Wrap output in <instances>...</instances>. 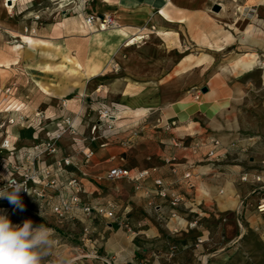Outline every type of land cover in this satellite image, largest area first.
<instances>
[{
    "label": "rangeland",
    "instance_id": "rangeland-1",
    "mask_svg": "<svg viewBox=\"0 0 264 264\" xmlns=\"http://www.w3.org/2000/svg\"><path fill=\"white\" fill-rule=\"evenodd\" d=\"M102 1L15 0L7 5V0H0V97L16 78L33 107L48 108L51 121L73 113L55 109L59 102L81 98L92 106L83 117L85 135L92 136L97 124L94 136L100 134L109 146L121 145L135 130L132 121L142 114L129 111L130 106L156 100L151 105L155 111L203 87L215 90L221 109L213 120L201 121L202 131L196 136L215 137L222 143L225 154L215 162L218 191L225 192L235 177L234 186L244 199L219 213L214 235L202 250L176 255L175 249H162L158 258L160 264H264V215L255 210L264 194V38L245 35L252 19L257 21L254 16L264 17V0H174L170 15L167 12L173 23H147L138 31L146 37L130 47L113 31L119 27L113 14L107 13L117 25L108 33L82 27L85 14ZM215 4H221L219 11L213 10ZM15 44L23 47L16 50ZM121 105L126 108L116 109ZM102 108L111 109V121L100 122ZM140 126L131 145L142 136ZM172 129L156 128L167 140L176 136ZM194 140L185 139V144L197 155ZM142 149L149 151V145ZM249 185L252 192L246 189ZM135 189L125 188L128 193ZM178 193L185 199L183 192ZM25 210L13 205L5 215L13 224H22L29 218ZM43 224L54 228L50 220ZM170 236L175 238L176 233ZM170 239L162 241L165 248ZM148 243L142 241L141 248L150 247Z\"/></svg>",
    "mask_w": 264,
    "mask_h": 264
},
{
    "label": "crops",
    "instance_id": "crops-1",
    "mask_svg": "<svg viewBox=\"0 0 264 264\" xmlns=\"http://www.w3.org/2000/svg\"><path fill=\"white\" fill-rule=\"evenodd\" d=\"M173 1L103 0L101 6L92 8L94 12L91 13L113 14L118 20V25L128 33L127 38L138 33L139 28L144 27L147 23L158 26L173 23V19L168 16ZM254 17L257 21L252 19L247 25L245 35L248 33L249 38L256 36L261 41L264 38V17L258 15ZM182 22V20H178V23ZM250 26H254L256 29H250ZM82 27L93 31L84 27L83 23ZM158 33L160 34L161 31ZM19 84L14 103L24 107L23 111L27 113L28 120L6 127V131L11 136V142L17 149L30 147L37 141V137L45 138L47 132L54 131L55 123L60 121L49 119L46 115L48 108L42 110L33 107L28 91L22 88L23 84L20 82ZM206 89V92L195 90L191 95H183L180 99L155 111L151 109V105L156 104V100L151 102L148 100V103L140 101L138 104L130 106L129 111L142 114L139 115V119L132 122L135 124V130L141 125L140 129L143 133L128 150L117 143L108 146V143L101 137L92 142L90 135H85L86 126L83 119L86 110L88 108L91 110L92 106L86 105L81 98L67 101L64 108L73 113L65 116L76 118L78 134L65 135L58 141V155L74 154L85 148L93 149L94 154L89 161H85L82 154L78 153L77 169L69 168L64 179L78 176L80 172H87V177L81 179L84 187V193L81 194L82 201L91 204L113 203L116 215L131 225L132 232H128L104 217L97 216L94 220L89 221L78 210L73 211L64 219H59L51 213L47 198L33 199L30 200V206L22 203L29 216L27 219L32 220L34 226L41 225L47 220H50L54 225L52 232L55 243L50 250V256H47L45 261L56 259L57 264H145V260L152 257L148 264H160L161 259L158 258V254L162 253V249L168 250L174 246L177 251L176 255L186 254L190 251L196 253L202 250L209 237L214 235L213 225L217 223L219 213L233 204L238 205L244 199L242 191L234 186L235 177L228 181L225 192L218 191V179L215 178L219 175L215 163L218 159L206 156V145L201 147L197 155H193L189 146L185 144V139L204 142L207 137L196 136V134H201V123L213 120L221 109L220 105H216L219 95L213 89L208 87ZM96 92L99 94L100 91ZM196 94H199L197 100L194 99ZM100 106L105 105L101 104ZM54 107L57 109L62 107V104L59 102ZM117 108L124 110L123 108L126 107L121 105ZM38 111L44 113L46 117L41 121L40 126L38 119L34 117V113ZM172 121L175 122V127L171 126L170 128L173 127L171 131L177 137L173 136L172 140H167L156 128L164 130L166 125ZM158 143L161 146L157 145ZM101 144L105 145L100 146ZM142 145H149V151H144ZM222 147L221 143L223 151ZM133 156L134 159H132ZM169 156L177 158V172L174 174L171 173L170 167L164 163V158ZM48 161L49 159H43L42 163ZM14 162H18V158L8 157L6 152L1 153L0 173L8 174L11 163ZM114 166H124L132 173L150 167H157V171L144 179L139 189L128 193L125 190L126 187L134 186L135 188L132 181L125 178L115 180L105 178L107 170ZM187 171L191 172V177L184 179L182 175ZM155 178H161L169 191L183 192L185 194L184 201L173 207L170 205L168 197L157 196L153 182ZM189 182L194 186L189 187ZM249 188L250 185L247 186V191L252 192L248 190ZM222 193L224 195L220 196ZM48 194L51 201L59 200L58 191L49 189ZM219 200H222L223 203L221 204ZM1 205H4L5 214H8L13 206L10 202ZM255 215L257 214L254 213ZM194 222L196 224L193 226ZM87 225H91L92 230L89 234H84L82 229ZM174 227L179 229L175 238L172 237L173 235L170 236ZM170 237L173 238V241ZM165 239H170L172 242H166L170 245L166 248L162 245V241L164 242ZM142 241H148L147 245L150 247L141 248Z\"/></svg>",
    "mask_w": 264,
    "mask_h": 264
},
{
    "label": "built area",
    "instance_id": "built-area-1",
    "mask_svg": "<svg viewBox=\"0 0 264 264\" xmlns=\"http://www.w3.org/2000/svg\"><path fill=\"white\" fill-rule=\"evenodd\" d=\"M82 23L84 27L94 31H107L114 28L117 23L116 19L109 14H96L88 12L85 14ZM154 28V27H153ZM18 83L12 81L7 85L0 97V107L3 103L4 107L0 108V155L3 152L8 154V157L15 156L18 158V162L11 163L8 174L0 173V190L9 188L11 186L20 187V198L22 203L31 205L30 200L33 199H45L49 201L50 211L59 219H64L68 215H71L73 211H80L84 217L92 221L95 217L100 216L111 220L119 227L124 228L128 232H132L131 225L123 218L116 215L115 206L113 203L101 204V203H84L81 198V194L84 193V187L82 178L87 177V172H80L78 176H70L68 179H64L66 173L69 172V168H76L78 165V153H81L85 161H89L94 154V150L91 148L81 149L74 154H67L59 156L58 141L65 135H77L78 124L75 117L64 116L60 121L56 122L55 130L47 132L45 138H36L30 147H24L17 149L13 146L10 135L6 131L8 125L15 124L17 122H25L28 120L27 113L22 105L14 103V97L18 91ZM199 94L194 95V99H198ZM68 100H63L62 107H66ZM110 108L99 109L100 122L105 119L108 120ZM15 113V114H14ZM34 117L38 119V125H41V121L46 119L44 113L38 111L34 113ZM175 122L172 121L166 125V129L174 126ZM98 125H93L91 129L90 140L93 142L97 138H100V134L94 136V132L97 130ZM111 127V126H110ZM138 136V130H133L126 139L123 140L121 146L130 147L132 140ZM101 144L100 146H104ZM206 145V156L211 159H221L224 156V152L221 149V143L214 137H207L203 142L201 140H194L192 143L193 152L196 153L202 146ZM43 159H49L48 162L42 163ZM164 163L170 167L172 173L177 172V158L175 156H169L164 158ZM157 171V167L144 168L135 172H131L130 169L124 166H114L107 170L105 178L108 180L115 179H128L135 184V188L139 189L144 179L150 176L151 173ZM184 179L191 177V172L187 171L183 173ZM242 177V180H245ZM155 185V194L159 197L170 200V205L173 207L178 206L184 201V197L179 193L169 191L165 186L161 178H155L153 180ZM189 187H193V183H188ZM58 191L59 200L57 202L51 201V197L48 194V190ZM11 188H9V191ZM67 194V195H66ZM9 201L6 198H0V214H4V206L2 203ZM152 204V203H150ZM255 210L257 213L264 215V194H262L255 204ZM196 222L193 223V226ZM92 230L91 225L84 226L82 231L84 234H89ZM179 232L178 227H174L171 233ZM201 242V240H199ZM174 246L171 250L174 251ZM44 264H57L56 259H48L44 261Z\"/></svg>",
    "mask_w": 264,
    "mask_h": 264
},
{
    "label": "clouds",
    "instance_id": "clouds-1",
    "mask_svg": "<svg viewBox=\"0 0 264 264\" xmlns=\"http://www.w3.org/2000/svg\"><path fill=\"white\" fill-rule=\"evenodd\" d=\"M9 188L0 190V198L22 210L21 188ZM52 237V229L44 224L34 226L30 219L13 224L7 215L0 214V264H44L55 243Z\"/></svg>",
    "mask_w": 264,
    "mask_h": 264
},
{
    "label": "bare ground",
    "instance_id": "bare-ground-1",
    "mask_svg": "<svg viewBox=\"0 0 264 264\" xmlns=\"http://www.w3.org/2000/svg\"><path fill=\"white\" fill-rule=\"evenodd\" d=\"M14 1L15 0H7V5H13L14 4ZM221 5V4H220ZM223 7V6H222ZM115 30L123 37L125 38L126 42L128 41V43L125 45L127 47H130L132 45H134L135 43H138L140 40H143L146 36H143L141 34H138V33H135L129 37L126 38V36L128 35V33L123 29V27L119 26L117 28H115ZM109 30L107 31H102L100 33H104V32H108ZM23 46H21L20 44H15L13 45V48H15L16 50L17 49H20L22 48ZM17 52V51H16ZM254 62H252L251 64L249 65H246V68H250L252 67ZM112 117V116H110ZM111 121V120H110Z\"/></svg>",
    "mask_w": 264,
    "mask_h": 264
},
{
    "label": "water",
    "instance_id": "water-1",
    "mask_svg": "<svg viewBox=\"0 0 264 264\" xmlns=\"http://www.w3.org/2000/svg\"><path fill=\"white\" fill-rule=\"evenodd\" d=\"M213 10H214V11H219V10H220V5L215 4L214 7H213ZM206 90H207L206 87H204V88L202 89L203 92H206Z\"/></svg>",
    "mask_w": 264,
    "mask_h": 264
}]
</instances>
